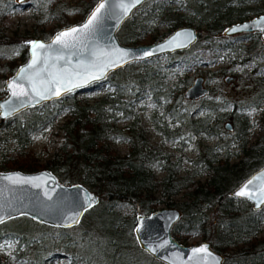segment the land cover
<instances>
[{"label":"trees","instance_id":"trees-1","mask_svg":"<svg viewBox=\"0 0 264 264\" xmlns=\"http://www.w3.org/2000/svg\"><path fill=\"white\" fill-rule=\"evenodd\" d=\"M36 1L52 10V2L58 0ZM60 1L59 12H71L73 15L67 25L82 19L96 0H76L70 6L63 3L64 0ZM162 1L146 0L136 7L117 30L120 42H142L154 17L161 14H164L162 19L170 22L173 28L190 24L196 19V42L185 50L166 53L165 64L152 57L129 62L110 72L104 79L111 85L110 90L90 102L81 96V91L69 92L59 99L23 109L5 118L0 122V139L4 142L12 140L14 145L0 150V170L34 171L43 167L50 169L62 182H81L99 196V202L88 209L82 219L88 220L92 214L99 213L105 226L118 236L122 233L118 232L122 219L126 218L124 222L127 223L123 227L132 231L137 213H147L156 208L161 201L156 192L161 197L170 198L180 189L195 184L186 191L187 200L176 204L172 200L166 201L168 206L175 205L180 211L179 219L171 228L172 236L183 243L188 236L200 232L203 240L222 254L223 264H264V235L257 234L264 217V204L259 209H253L250 202L229 195L236 184L264 163V111L258 116L262 133L252 143H248L246 135L251 123L249 115L242 111L245 104L243 101L233 100L230 109H226V101L219 102L215 99L217 95H221L218 83L219 86L208 89L207 97L198 100L199 106L205 108V111L193 113L189 107L193 100L185 99L179 93L172 95L176 87L169 84L173 69L168 67L173 61L177 65L193 66L203 56L214 57L213 49L221 47L234 51L231 62H236L238 57L239 61L251 59L254 55L264 58L261 41L247 45L233 44L232 35L223 33L224 24H230L234 17L241 19L243 13L252 9L239 8L233 4L248 0H185L193 12L192 17H187L183 13L171 11L170 7L161 13ZM16 4L15 0H0V50L16 53L15 57L10 55L2 64L8 72H13L26 59L25 40L46 35L40 29L24 30L22 33L14 31L11 36L4 34L6 10ZM201 24L204 25L202 29L198 26ZM259 34L253 31L245 32L243 36L250 35L256 39ZM160 37H152V41ZM224 70L225 68H221L220 72ZM2 79L3 75L0 76V80ZM188 80L186 78L184 82L187 83ZM263 93L264 90L257 95L255 105L259 100H264ZM144 95H148L149 101L161 106V117L168 118L164 122L149 116L155 128L164 136H171L172 139L182 132L187 137L200 133L221 137L222 132L226 135L229 133L228 140L238 143L241 155L237 160L228 162L227 143L220 146V149L224 147L226 150L223 160L216 157L219 149L198 146L193 162L204 164L209 170L208 178L203 182L194 180L192 176L198 172L197 169H193L190 174L178 175L180 161L171 160L168 152L150 144L138 123L135 107L143 108V105H136V102ZM170 97L173 101L168 104ZM51 102L54 107L50 108ZM61 110L65 113V119L59 125L62 139L54 148L52 156L39 165L33 151L28 148L31 134L45 125L52 113ZM123 118L128 123L121 128L118 122ZM225 121L231 124L230 130L225 129ZM169 123L179 124L168 129ZM116 139L126 140V154L118 155L114 152L111 145ZM156 167L164 170V175L159 179L153 173ZM203 205L211 207L209 212L202 210ZM81 235L83 237V231ZM36 236L28 237L23 233L17 235L15 253L26 257V264H46L44 252L58 248L70 252L68 264H109L103 262L93 251L79 249V237L59 244L51 235H46L47 242L43 241L42 233ZM20 245H23L24 250L17 251ZM115 247L123 253L130 248V243L121 239ZM126 257L132 264H163L140 247L135 257L131 253ZM0 264H7V261L0 259Z\"/></svg>","mask_w":264,"mask_h":264},{"label":"rangeland","instance_id":"rangeland-1","mask_svg":"<svg viewBox=\"0 0 264 264\" xmlns=\"http://www.w3.org/2000/svg\"><path fill=\"white\" fill-rule=\"evenodd\" d=\"M75 1L76 0H64L63 3L70 6L74 4ZM80 1L78 4L81 3ZM229 2H233V0H230ZM52 3V10L47 9L42 3L36 0H23L13 7L8 8L4 20V34L11 36L14 31L22 33L24 30L40 29L41 31H45L46 35H39V37H49L53 31L66 25L73 16L71 12H61L63 14L59 12V7L61 6L60 0ZM233 4L237 5L239 8L252 9L243 13L241 17L242 19L264 12V0H248L246 2H233ZM160 6L161 13H164L165 10L170 7L173 12L183 13L187 17L193 16V12L188 7L185 0L173 2L162 1ZM163 16L164 14L156 15L154 17L147 35L140 43L150 42L152 41V37H163L171 31L173 27L170 26V22L162 19ZM233 20L237 21L238 19L234 17ZM190 24L196 26L197 20L193 19ZM226 25L227 24H224V27ZM198 26L200 29L204 27L203 24ZM243 33L245 32H241L237 36H231L233 44L247 45L251 42L255 44L262 40L261 36L255 39L250 35L243 36ZM24 42H28V40H25ZM213 53L215 54L214 57L203 56L202 59L196 62L193 66L177 65L176 62H171V65L168 67L173 69V75L171 76V83L169 84L176 87V90L172 92V95H175V93L182 95L185 87L190 83L191 79L197 75H201L204 78L206 85L209 88H214L217 85L219 86L218 83H220L221 95H217L215 99H218L219 102L226 101V109H230L233 100H238L240 102L243 101V103H245L242 111L249 115V122L251 123L246 137L248 143H252L262 133V127L258 120V116L264 111V100H259L260 102L257 105H255L254 102L257 99V95L262 93L263 89H261V84L264 86V58L261 56H255L252 59L239 61L240 57H238L236 62H231L230 60L234 59V51L228 47H221L219 49L214 48ZM262 53L264 54V48L262 49ZM15 54V52L6 49L0 50V76L3 75V79L0 80V96L4 93L1 88L3 81L5 77L11 73L5 71L6 66L2 64L10 55L15 57ZM156 58L161 64H165L167 61V58L164 55H160ZM16 63H19V60H16ZM221 68H225V70L220 72ZM224 77L231 78L224 80ZM186 78L189 79L187 83L184 82ZM110 88L111 85L109 82L103 80L96 82L79 93L86 101L90 102L110 90ZM148 99V95H144L136 102V105H143V108L135 107L138 115V123L141 125L143 133L150 144L168 152L171 160L180 161L181 168L177 172L178 175L190 174L193 169H197L198 172L192 176L194 180L203 182L208 178L209 170L204 164L198 161L196 163L193 162L198 152V146L206 145L214 150L219 149L216 153V157L223 160L226 150H224V147L220 149V146H225L227 143V151L229 152L227 159L228 162L237 160L241 155L238 143L228 140L230 138L229 133L226 135L222 132L221 137L214 134L206 135L202 133L187 137V134L182 132L179 135L174 136L172 139L171 136H164L161 131L155 128L153 121L150 120L149 116H154L155 119L158 118L159 121L164 120V122H167L168 118L161 117V106ZM172 99L173 98L170 97L167 100V103H172ZM49 107H54L52 102ZM189 107L190 110H193L192 112L196 114L205 111V108L202 109L199 106L198 100H193V102L189 104ZM64 119L65 113L63 110L54 112L51 114L45 125L41 126L31 134L28 148L33 151L39 165H42L52 156L54 148L62 139V131L59 129V125ZM127 123L128 120L123 118L119 120L118 126L123 128ZM158 123L162 126V123ZM178 124L179 123H169L167 126L168 129H170L173 125ZM13 145L14 142L12 140L8 139L4 142L0 139V150L5 147H12ZM111 147L118 155H124L128 151L126 140L116 139ZM41 168L43 167L38 169ZM153 173L155 177L159 179L164 175V170L156 167L153 169ZM194 185L195 184L192 186ZM192 186L180 189L170 198L161 197L159 193L156 192V196L161 199L156 205V208L167 207L168 205L166 201L168 200H172L175 204L187 200L188 195L186 194V191L190 190ZM210 209L211 207L207 208L204 205L202 207V210L205 213L209 212ZM122 213H125V211H122ZM124 221H126V218L121 220L122 225L118 232L122 233L118 236L116 232L105 226L103 218H101L99 213L92 214L88 220L81 218L77 225L66 228L47 226L31 220L26 216L11 218L0 224V259L6 260L7 264H26V257L16 255L15 253L18 241L17 235L23 233L25 236L35 237L37 234L42 233V239L44 242H47L48 236L51 235L59 242V244L68 240L72 241L73 239H78L79 237L77 247L82 251H93L103 260V262L105 261L109 264H132L126 256L131 253L132 256L135 257L139 247L136 243L133 231L123 227L127 224ZM134 223L135 220L132 229ZM82 231L83 237L81 235ZM257 234L264 235V217L260 221ZM121 239L130 243V248L128 247L123 253H120L115 247ZM200 240H203L202 234L200 232H195L188 236L183 243H195ZM22 250H24L23 245H20L17 248V251ZM69 255L70 252L68 250L61 248L49 250L44 252V262L46 264H68ZM145 264H149V262H146Z\"/></svg>","mask_w":264,"mask_h":264},{"label":"water","instance_id":"water-1","mask_svg":"<svg viewBox=\"0 0 264 264\" xmlns=\"http://www.w3.org/2000/svg\"><path fill=\"white\" fill-rule=\"evenodd\" d=\"M17 3L23 0H15ZM146 0H141L131 11L124 16L120 9L112 8L113 4L119 0H109L106 8L102 11V19L95 26L94 31L82 34L80 42L76 47L63 49L60 45H52L50 50H43L42 55L50 57L48 61V71L42 72L39 77H35V86L38 91L43 92L47 99H41L32 92L33 82L19 75L20 69L25 67L31 60V45L27 44V57L20 62L8 76L5 77L2 89L3 95L0 96V122L15 113L30 107H35L54 99H59L62 95L69 92H79L92 86L94 83L103 81L106 76L132 61H143L152 57H158L166 53L185 50L189 48L198 39V31L192 24H182L171 29L163 37L154 41L127 44L122 43L117 37V30L122 22L132 13V11ZM167 2L179 0H163ZM100 0H96L84 17L76 22L61 26L51 33L47 38L35 37L29 41H43L50 44L52 39L61 31L67 28L83 25L92 11L96 8ZM264 12L252 17L237 20L226 25L224 34L233 35L240 32H258L264 40ZM260 21L257 26L254 22ZM249 25L244 28L242 26ZM237 28V31H230ZM71 39V38H69ZM159 46H163L161 49ZM123 49L128 52L127 62L120 63L117 67H106L109 61L116 62L119 55L118 50ZM103 50L104 56L98 59L92 55L94 51ZM145 52H151V55H144ZM63 55L64 60L57 61L55 57ZM37 67H44L43 64ZM62 82L49 86L47 83H40V80H49L48 72H60ZM106 69L105 71L102 70ZM34 70H28L24 73L25 77L32 76ZM99 77V79H93ZM15 80V91L22 89L28 90L27 96H13L12 90L8 84ZM84 81H87L85 83ZM73 85H79L73 87ZM46 87L53 89L59 87L61 94L52 95L51 91L44 92ZM71 88V91L64 89ZM207 92V86L200 75L193 77L190 83L182 92L185 99H196L204 96ZM39 101V102H37ZM15 108V111H13ZM225 127L230 129L229 122H225ZM19 175L21 178L39 177L32 183L12 184L4 179L8 175ZM259 177V179H254ZM246 191L252 194L251 198L246 196H236L235 193L249 181ZM39 185L37 187L36 185ZM229 195L234 198L244 199L250 202L253 209H259L264 204V163L244 177L230 191ZM99 202V196L94 191L83 185L81 182H62L48 168H41L34 171H22L19 169L0 170V224L4 221L26 216L38 223L53 227H71L77 225L83 214ZM91 205L90 207L88 205ZM180 211L176 206H167L155 208L147 213H137L133 226V234L138 246L143 249L155 260L163 264H223V256L214 250L211 245L200 240L195 243H181L171 234L173 224L179 219ZM206 245L208 255L204 252H193V249Z\"/></svg>","mask_w":264,"mask_h":264},{"label":"snow or ice","instance_id":"snow-or-ice-1","mask_svg":"<svg viewBox=\"0 0 264 264\" xmlns=\"http://www.w3.org/2000/svg\"><path fill=\"white\" fill-rule=\"evenodd\" d=\"M141 0H119L118 3L113 4L112 8H118L121 10L122 14L124 16H126L133 7H135L136 4L140 3ZM109 3V0H100V3L97 4L96 8L92 11V13L89 15L87 21L83 24V25H79V26H74V27H70L65 29L64 31L59 32L51 41L50 44H45V42L43 41H28L26 42L27 44L31 45V60L30 62L23 68L20 69L19 75L21 78H26L29 79L30 81L33 82L32 84V92H34L37 96H40L41 99H47L48 97L44 95L43 92H40L37 90L36 86H35V77H39L40 74L42 72H47L48 68V61L50 59V57H48L46 54L42 55V51L43 50H50L52 48V45H60L61 48L63 49H68V48H73L76 47L77 43L80 42V37L82 34H86V33H90L92 31H94L95 26L97 25V23L102 19V11L105 10L106 8V4ZM260 21H264V18H260ZM260 21L254 22L257 26L259 25ZM244 28H248L250 27L249 25H244L242 26ZM237 28H232L230 31H237ZM71 38V39H69ZM161 49L163 48V46H159ZM119 55L117 57V61L113 62V61H109L106 67H117L119 66L120 63H124L127 62L126 58L128 57V52L126 50L123 49H119L118 50ZM151 52H145L144 55H151ZM92 55L94 57H96L97 59L101 56H104L105 53L103 52V50H98V51H94L92 53ZM55 59L57 61L59 60H64L65 57L63 55H57L55 57ZM43 64L44 67H37L38 65ZM28 70H34V74L32 76H28L25 77L24 73ZM106 69L102 70L105 71ZM66 71L65 70H61L60 72H48V76L50 77L49 80L45 81L43 79L40 80V83L44 84L47 83L49 86L53 85V84H58L60 82H62V74L63 72ZM93 79H99V77H93ZM85 83H87V81H84ZM15 87H20V85H16V81L13 80L8 84V87L12 90V95L13 96H27L28 90L27 89H22L21 91L17 92L14 89ZM79 85H73V87H76ZM65 91H71V88H66L64 89ZM51 91L52 95L54 96H59L61 94V89L59 87L56 88H52V87H46L44 89V92H48ZM39 102V101H37ZM13 111H15V108H13ZM4 179L8 180L10 183L12 184H21V183H32L33 180L35 179H39V177H29V178H21L19 177V175H8L5 176ZM254 179H259V177H256ZM253 183V180H249L242 188L240 191L236 192L235 195L236 196H246L251 198L252 194L248 191H246V189L248 188V185H251ZM37 187H39V185H36ZM89 207L91 206L90 204L88 205ZM2 222V221H0ZM193 252H204L207 253L208 255H211L210 253H208V249L206 245L201 246L200 248H196L192 250ZM218 264V261H217Z\"/></svg>","mask_w":264,"mask_h":264},{"label":"flooded vegetation","instance_id":"flooded-vegetation-1","mask_svg":"<svg viewBox=\"0 0 264 264\" xmlns=\"http://www.w3.org/2000/svg\"><path fill=\"white\" fill-rule=\"evenodd\" d=\"M242 19V18H241ZM241 19H238V20H241ZM234 21V20H233ZM232 21V22H233ZM228 25V24H227ZM226 27V26H225ZM253 32V31H252ZM241 33V32H240ZM240 33H235V34H233L232 36H237L238 34H240ZM260 36H261V34H260ZM161 38V37H160ZM261 39H262V37H261ZM154 41V40H153ZM261 42H262V44H263V48H264V40L262 39L261 40ZM262 47H261V49H263ZM257 57V55H254L253 57ZM253 57H251V59L253 58ZM201 76V75H200ZM203 78V77H202ZM231 77H224V80H227V79H230ZM203 82H205V80H204V78H203ZM189 84V83H188ZM205 84H206V82H205ZM207 86V85H206ZM186 88V87H185ZM208 89H209V87H207V92H208ZM261 89H263L264 90V86L261 84ZM262 90V91H263ZM207 92H206V94L204 95V96H200V97H198V98H196V99H190V100H199L200 98H205V97H207ZM260 94H262V93H260ZM263 95H264V93H263ZM263 98H264V96H263ZM225 122H228V121H225ZM225 122H224V127H225ZM225 129H227L226 127H225ZM230 129H231V127H230ZM230 129H227V130H230Z\"/></svg>","mask_w":264,"mask_h":264}]
</instances>
